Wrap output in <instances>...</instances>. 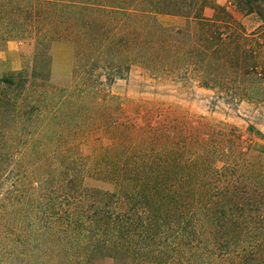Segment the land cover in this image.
Instances as JSON below:
<instances>
[{
    "label": "trees",
    "instance_id": "trees-1",
    "mask_svg": "<svg viewBox=\"0 0 264 264\" xmlns=\"http://www.w3.org/2000/svg\"><path fill=\"white\" fill-rule=\"evenodd\" d=\"M218 1L0 0V43L34 44L30 74L0 78V264H264V169L245 135L159 109L138 126L101 89L136 66L263 115L264 0ZM57 42L73 49L63 85Z\"/></svg>",
    "mask_w": 264,
    "mask_h": 264
},
{
    "label": "rangeland",
    "instance_id": "rangeland-1",
    "mask_svg": "<svg viewBox=\"0 0 264 264\" xmlns=\"http://www.w3.org/2000/svg\"><path fill=\"white\" fill-rule=\"evenodd\" d=\"M218 2L224 4L222 0ZM205 16L210 18L212 11L209 9L205 10ZM233 16L249 32L257 27V23L253 17H243L234 12ZM158 22L165 27H182L185 24L182 19L167 16L158 17ZM18 43L20 44L18 45ZM2 45L0 43V52L3 50ZM12 47L19 48L20 68L17 71L23 70L30 74L34 57L33 42L30 40L16 42L12 44ZM10 61L11 58L7 57L1 62L5 65V69L13 66ZM72 67L73 55L70 73L66 77L61 78L55 77L51 73L52 82L56 85L67 84L72 77ZM9 73L11 72H3L0 78ZM101 89L103 92L118 98L122 117L135 122L138 126L139 123L143 124L145 113L155 109H159L164 116L184 115L193 125L203 120L209 123L224 122L232 125L245 135L254 153L261 157L264 169V141L257 139L255 136L249 137L245 134L248 125H253L256 130L264 135V112L262 113L263 115H260L261 112H258L254 107L241 104L237 109H231L217 101L210 91L197 89L196 87L181 88L175 85L156 83L149 80L147 75L136 66L131 69L130 74L125 80L118 81L111 87L102 86ZM89 152V147H83L84 154H88Z\"/></svg>",
    "mask_w": 264,
    "mask_h": 264
},
{
    "label": "crops",
    "instance_id": "crops-1",
    "mask_svg": "<svg viewBox=\"0 0 264 264\" xmlns=\"http://www.w3.org/2000/svg\"><path fill=\"white\" fill-rule=\"evenodd\" d=\"M16 42H8L3 44V50L0 52V75L5 71H17L20 68L19 64V48L12 47V44ZM20 43H18L19 45ZM52 61H51V73L55 77H66L70 73L71 60L73 55V49L71 44L66 42H57L52 45L51 48ZM7 57L11 58V65L9 69L4 68L3 62Z\"/></svg>",
    "mask_w": 264,
    "mask_h": 264
}]
</instances>
